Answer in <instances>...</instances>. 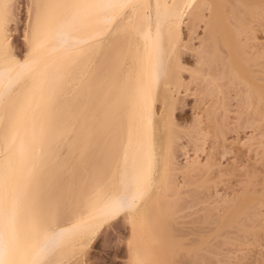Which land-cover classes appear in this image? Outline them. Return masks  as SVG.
<instances>
[{"label":"bare ground","instance_id":"obj_1","mask_svg":"<svg viewBox=\"0 0 264 264\" xmlns=\"http://www.w3.org/2000/svg\"><path fill=\"white\" fill-rule=\"evenodd\" d=\"M14 1L0 0V264H73L119 217L130 264H211L221 244L264 234V194L250 183L236 201L217 197L221 214L207 222L216 238L236 236L211 245L180 227L187 207L176 175L183 170L197 194L219 171L200 157L178 167L173 117L183 52L201 27L192 78L213 98L214 137L229 120L226 92L239 88L264 149V46L254 34L264 0H31L23 58L9 30ZM118 199L127 206L112 215Z\"/></svg>","mask_w":264,"mask_h":264},{"label":"rangeland","instance_id":"obj_2","mask_svg":"<svg viewBox=\"0 0 264 264\" xmlns=\"http://www.w3.org/2000/svg\"><path fill=\"white\" fill-rule=\"evenodd\" d=\"M12 10H14L13 20L9 26L10 35L12 36L11 42L14 53L18 57L23 58L27 51L26 38L28 27L34 15L31 0H15ZM255 25L259 27L257 23ZM256 26L255 29L257 28ZM262 26H260V29L257 28L254 33L258 41L256 42L259 45L261 43L259 47L264 46V26ZM183 28L184 41H188L190 37L189 31L186 26H183ZM202 35L203 28L200 27L191 36L193 38L192 44L194 50L199 47ZM194 50L189 49L183 52L182 61L186 68H188V71L182 74V79L185 81L184 87L180 89L181 91H179L178 94H174V98L177 97L175 99L177 103H175L176 106L173 108V117H175L174 121L176 120L175 124L178 126L176 127V130L178 129L177 133L180 132L178 134L179 139L176 141L178 142L176 143L178 146L175 148L176 151H174V154L178 167L182 169L187 165V161L195 157H200L199 161L201 163L203 162V165L205 163L208 164L209 161V163H211V161H213V164L217 163L216 165L218 166L216 170L219 171L220 174L218 173L217 176L211 172L208 174V177L206 176L204 178L208 183L206 190L203 189V191L205 190L204 194L203 191L196 194L191 187H188L189 178L184 174L185 172H183V170L176 175L177 183L182 187L183 192L181 206L184 208L187 207L186 211H188H185L184 214L186 217L180 221V227H183V229L185 228L184 232L187 231V234L191 233L190 236L188 235L190 239L198 238L201 234L205 236L208 235L207 239L212 245L214 243H220L225 238L236 236L234 234H229L230 236H228L225 231L226 235L222 232V235H225L224 238L223 236L216 238V235L212 234L211 231L214 225L210 226L208 223L213 222V220L216 221V218H219L221 214L220 209L218 210L216 208V210H214V207L217 205L216 201L218 202L216 199L219 198L223 200L224 198L223 201L226 202L229 200L232 202L235 198L238 200L237 198L242 194L244 195V191L250 185L249 188H251V190L255 188V185L256 189L261 190V192L263 191L262 193L264 194V190H262L264 189V149L262 150V148L259 147V129L252 123L247 122L251 113L247 112L245 109L239 88L232 89L228 91L229 93L226 92V98H224L226 99L225 103H227V105L225 104L227 106L226 109H228L226 110L224 107V110L228 111L226 116L229 115V120L221 122V124L225 123L221 128L223 138L214 137L215 134L212 132L213 130L211 128L214 125L210 120L208 121L207 118L209 108L213 104V98L210 97L209 99L208 96L210 95L202 88L201 80H194L192 78V72L198 67V59ZM157 110L158 112L161 111L160 106H158ZM220 113L223 114V111ZM239 117L243 118V120H240ZM237 120H240V122ZM200 121L202 125H200ZM198 126H200V128L202 127L201 129L206 132L203 131V134H205L202 139L200 138L201 141H199L200 139L198 141L192 139L194 130L198 128ZM205 135L208 136L206 137ZM216 177L218 179H216ZM208 180L212 182L210 181L209 183ZM208 186L212 189L210 190ZM249 188L247 189L249 190ZM192 192H194L195 195H201L200 198H202L201 200L203 203L196 201L195 195L193 196ZM212 200L214 202H212ZM189 206L194 207L190 209ZM260 210H258L260 211L258 213H261V218L264 219V208ZM194 212H198L196 213L197 215ZM218 212H220V214ZM211 219L212 221H210ZM211 224H214V222ZM237 239H239L237 240L238 243L236 241L235 243H231L230 241V244H224V246L221 244L218 250L220 249V253L222 254L219 256L215 255L216 257L214 256L215 258L213 257L211 259V261L214 260L211 264H264V234L257 235V237L253 238L249 237L248 240L242 238V235H237ZM249 241L251 244L248 243ZM131 244L132 236L129 226L126 224L123 217H119L108 226L103 227L86 250L83 258H77L73 264H130ZM217 252L219 253V251H216L215 254H217Z\"/></svg>","mask_w":264,"mask_h":264},{"label":"snow or ice","instance_id":"obj_3","mask_svg":"<svg viewBox=\"0 0 264 264\" xmlns=\"http://www.w3.org/2000/svg\"><path fill=\"white\" fill-rule=\"evenodd\" d=\"M100 6L101 7H110L112 5H110V4H102ZM75 26H77V20H76V17L74 15L68 21V27L69 28H72V27H75ZM22 67H26V64L25 65H22ZM126 206H127V201L120 200V199L113 201V203L111 205V214L112 215H116L117 213H119Z\"/></svg>","mask_w":264,"mask_h":264}]
</instances>
